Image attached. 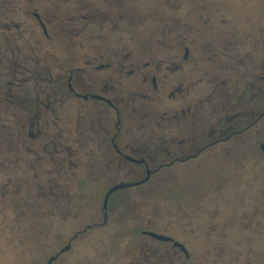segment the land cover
<instances>
[{
    "label": "flooded vegetation",
    "instance_id": "flooded-vegetation-1",
    "mask_svg": "<svg viewBox=\"0 0 264 264\" xmlns=\"http://www.w3.org/2000/svg\"><path fill=\"white\" fill-rule=\"evenodd\" d=\"M195 2L192 16L184 10V0L160 2L153 17L155 26L143 34L147 43L125 57L120 49L109 54L94 50L83 66L75 65L71 54L54 63L51 45L37 43L34 52L39 65L31 70V77L47 81V91L39 87L31 93L13 91L25 87L28 79H19L18 66L10 62L0 68V77L5 76L1 89H8L0 92V171L11 194L31 186L47 197L45 204L53 213L63 206L62 201L74 206L72 201L83 192L71 188L70 175L63 176L64 182L58 180L67 173V163L79 160L81 154L88 170L94 164L102 170L103 165H107L105 170H122L128 164L127 174L139 180L148 175L150 179L178 162L197 167L214 158L234 163L248 159L264 166V24L259 31L237 29L232 0ZM72 3L68 19H88L91 10ZM52 4L40 7V12L31 2L19 4L37 21L48 41L53 35L45 16L53 20L56 39L63 31L54 14L56 4ZM135 5L138 10L139 4ZM135 14L141 25L144 16ZM71 29L76 37L77 29ZM43 57L52 60L43 61ZM78 105H84V126L77 125L67 112ZM66 112L65 121L61 115ZM44 161L53 166L46 180L41 177L46 171ZM254 192L264 199V181ZM101 210L100 223L86 224L59 251V236L43 244V257L47 255L43 264L51 257H55L51 264H72L63 255L74 241L89 229L107 225L109 204ZM233 220L246 221L248 215L244 212L239 219L234 215ZM258 220L263 222V218ZM136 233L128 237L129 264H174V258L189 263L190 254L182 241L148 227ZM66 246L69 249L62 252Z\"/></svg>",
    "mask_w": 264,
    "mask_h": 264
},
{
    "label": "rangeland",
    "instance_id": "rangeland-1",
    "mask_svg": "<svg viewBox=\"0 0 264 264\" xmlns=\"http://www.w3.org/2000/svg\"><path fill=\"white\" fill-rule=\"evenodd\" d=\"M26 1L31 2L32 8L38 6L39 12L42 6L56 4L57 25L63 29L57 39L51 16H45L53 35L48 41L37 21L26 13L27 9H19V4ZM65 1L69 0H0V68L12 63L18 66L19 79H28L26 88L14 87L13 91L31 93L38 87L45 91L49 87L47 81L37 82L31 77V70L39 65L38 53L34 52L37 43L51 45L49 52L56 60L54 63L63 62L71 54L74 64L83 66L94 50L109 54L120 49L125 57L140 44L147 43L148 37L143 34L155 26V9L167 0H70L64 5ZM72 1L79 2L82 9L91 10L88 19H68L74 7ZM195 1L184 0V10L191 16L197 10ZM232 1H235L237 29L263 28L264 0ZM135 3L139 4L138 10ZM136 11L144 16L141 25L136 20ZM71 28L77 29L76 37L68 31ZM65 47L72 48V52H66ZM4 77H0L3 84ZM1 91L8 89L0 86ZM75 108L67 112L77 125L84 126L85 111L81 112L84 105ZM67 112L61 115L65 121L69 117ZM80 156L79 160L73 158L71 164L67 163L68 171L58 181L64 182L63 176L70 175L71 188H79L83 193L72 201L74 206L60 202L63 206L54 213L45 204L47 197L31 190V186L28 190H13L11 194L0 171V264H43L47 257H43V244L59 236V251L86 224L100 223L107 190L115 183L135 180L125 167L105 170L107 165H103L102 170L94 164L88 170L83 163L85 154ZM191 164L178 162L163 167L146 183L112 193L107 225L87 230L63 258L72 264H129L128 237L148 227L182 241L190 254L188 264H264V199L254 192L264 181L261 170L264 166L248 159L234 163L222 158L197 167ZM43 167L46 171L41 177L46 180L51 177L47 172L53 166L44 161ZM244 212L248 220H233L234 215L239 219ZM173 261L182 262L175 258Z\"/></svg>",
    "mask_w": 264,
    "mask_h": 264
},
{
    "label": "water",
    "instance_id": "water-1",
    "mask_svg": "<svg viewBox=\"0 0 264 264\" xmlns=\"http://www.w3.org/2000/svg\"><path fill=\"white\" fill-rule=\"evenodd\" d=\"M40 22H41L42 27L45 29V24L41 20H40ZM262 148L264 150V142L262 144ZM148 179H149V175L146 178H144L142 180H139V181H133V182L121 181V182L115 183L114 185H112L108 189V191L105 193V195L103 197V201H102L103 209L104 210L108 209L109 198L112 195V193H114L115 191L120 190V189H124V188H128V187H132V186H137V185L143 184L144 182L148 181ZM146 233L149 234V235H152L153 237H156V238H158L160 240H169V237H167L165 235H162V234H158V233L153 232V231H146ZM69 247L70 246L64 247L62 252L68 250ZM54 259H55V257H51L50 260L46 264H51Z\"/></svg>",
    "mask_w": 264,
    "mask_h": 264
},
{
    "label": "trees",
    "instance_id": "trees-1",
    "mask_svg": "<svg viewBox=\"0 0 264 264\" xmlns=\"http://www.w3.org/2000/svg\"><path fill=\"white\" fill-rule=\"evenodd\" d=\"M1 85V84H0ZM4 85H5V83H4ZM3 89H6V86H4V88ZM157 166V165H156ZM125 168H127V171L130 169V165H128V164H126L125 165ZM139 179H137V178H135V180L134 181H138Z\"/></svg>",
    "mask_w": 264,
    "mask_h": 264
}]
</instances>
